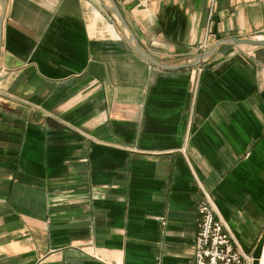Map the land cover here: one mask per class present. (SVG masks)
I'll use <instances>...</instances> for the list:
<instances>
[{"label":"crops","instance_id":"obj_1","mask_svg":"<svg viewBox=\"0 0 264 264\" xmlns=\"http://www.w3.org/2000/svg\"><path fill=\"white\" fill-rule=\"evenodd\" d=\"M159 62L264 37V0H113ZM201 188L264 235V46L166 71L99 0H4L0 264H193Z\"/></svg>","mask_w":264,"mask_h":264},{"label":"built area","instance_id":"obj_2","mask_svg":"<svg viewBox=\"0 0 264 264\" xmlns=\"http://www.w3.org/2000/svg\"><path fill=\"white\" fill-rule=\"evenodd\" d=\"M201 192L196 207L193 264H252V258L241 250L218 215L209 193L203 188Z\"/></svg>","mask_w":264,"mask_h":264},{"label":"water","instance_id":"obj_3","mask_svg":"<svg viewBox=\"0 0 264 264\" xmlns=\"http://www.w3.org/2000/svg\"><path fill=\"white\" fill-rule=\"evenodd\" d=\"M103 11L110 17L112 22L115 24L120 35L123 37L130 49L141 59L145 60L151 66L166 70L174 71L181 69H189L197 65L202 64L204 61L209 59L214 52L220 47L230 46V45H250V46H264V37H232L228 39L219 40L216 44L209 50L184 61L172 64H165L159 62L155 57L149 54L138 42L135 35L125 22L123 16L117 9L113 0H99ZM3 10H4V0H0V39H1V27L3 21ZM264 251V235L258 241L256 247L252 253V264H259L260 260L263 258Z\"/></svg>","mask_w":264,"mask_h":264},{"label":"bare ground","instance_id":"obj_4","mask_svg":"<svg viewBox=\"0 0 264 264\" xmlns=\"http://www.w3.org/2000/svg\"><path fill=\"white\" fill-rule=\"evenodd\" d=\"M263 261V264H264V251H263V258L260 260V263ZM259 263V264H260Z\"/></svg>","mask_w":264,"mask_h":264},{"label":"rangeland","instance_id":"obj_5","mask_svg":"<svg viewBox=\"0 0 264 264\" xmlns=\"http://www.w3.org/2000/svg\"><path fill=\"white\" fill-rule=\"evenodd\" d=\"M232 234V233H231ZM242 250V249H241ZM245 253V252H244ZM246 254V253H245ZM246 255H248V254H246ZM252 258V257H251ZM253 260V259H252ZM260 264H263V261L260 263Z\"/></svg>","mask_w":264,"mask_h":264}]
</instances>
